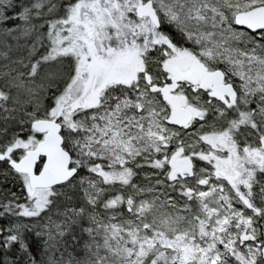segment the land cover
<instances>
[{"label":"snow or ice","instance_id":"snow-or-ice-1","mask_svg":"<svg viewBox=\"0 0 264 264\" xmlns=\"http://www.w3.org/2000/svg\"><path fill=\"white\" fill-rule=\"evenodd\" d=\"M0 264H264V0H0Z\"/></svg>","mask_w":264,"mask_h":264}]
</instances>
